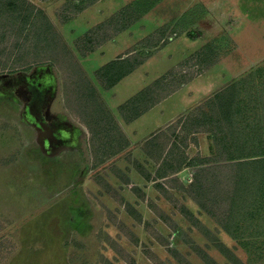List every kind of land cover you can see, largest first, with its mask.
<instances>
[{"label":"rangeland","instance_id":"374dc122","mask_svg":"<svg viewBox=\"0 0 264 264\" xmlns=\"http://www.w3.org/2000/svg\"><path fill=\"white\" fill-rule=\"evenodd\" d=\"M28 1L43 14L31 18L22 0H0V264H64L63 259L67 264H100L101 255L111 264H156L148 262L152 258L145 254L144 232L138 230L132 238L136 226L132 231L120 224L109 240L103 237L106 231L90 233L82 222L79 230L70 228L77 205L86 201L89 206L84 199L93 192L100 198L80 179L107 174L111 165L99 166L96 173V163L119 150L126 137L123 127L128 122L144 125L146 113L166 98L165 106L186 110L185 129L212 133L214 140L216 120L219 130L235 129L239 135L243 127L237 123L236 105L242 111L253 104L256 88L264 82V0ZM125 8L133 10L137 21L93 50L96 39L89 41L90 33ZM44 14L59 34L57 45L64 42L80 68L50 59L55 33ZM18 18L26 25L17 27ZM17 29L21 37L12 34ZM127 54L135 56L119 64L120 70L142 61L106 88L107 72L98 75V70ZM200 101L199 110L190 109ZM193 115L196 126L190 124ZM78 131L79 148L86 147L89 160L80 168V156H71L70 165L63 150L77 145ZM74 194L78 203L70 204ZM97 215L90 220L101 221ZM244 220L240 227L246 228L248 239L230 246L244 263L264 264L263 240L253 237L261 225ZM157 232L164 236L171 230ZM140 239L145 248L133 241ZM47 247L49 255L44 254ZM166 250L156 248L155 254L164 255L163 264H175Z\"/></svg>","mask_w":264,"mask_h":264},{"label":"crops","instance_id":"0c3cea01","mask_svg":"<svg viewBox=\"0 0 264 264\" xmlns=\"http://www.w3.org/2000/svg\"><path fill=\"white\" fill-rule=\"evenodd\" d=\"M98 84L102 86L100 81ZM103 89L104 92L106 88ZM167 102L169 99L166 98L147 112L146 116L149 117L141 127L137 122H128L123 127L125 142L117 152L104 156L99 164L96 163V173L99 166L111 165L107 174L101 173L100 177L96 179L93 177L92 180L81 177L80 185L93 186L100 198L97 199L96 192H93V197L87 193L88 196L84 200H88L89 206L86 201H82L77 205L75 212L70 211L71 215L73 211L70 228L79 230L78 223L82 222L81 228L91 230L90 233L96 229L106 231V236L103 237L109 240L111 231L119 230L120 224L128 225L124 226L132 231L136 226L132 238L135 234L141 233L139 231L144 232L143 236H146L145 242L148 244L145 254L152 258L148 262L163 264L164 255L157 256L155 250L167 247V257L169 259L171 256L175 257L173 260L175 264H230L216 246L217 239L229 248L230 244L236 241L188 194L194 180L193 164L199 158V153L201 158L214 155L212 133L199 132L198 129L192 128L188 130V127L185 129L183 112L186 110H174L172 106H165ZM202 102L194 103L190 109L198 107L199 110ZM21 116L23 117L22 114ZM114 118L115 122L116 117ZM195 119L193 115L190 124L196 126ZM133 124H138V127H132ZM76 134L77 145H64L63 150L68 152L65 155L70 165L71 159L74 158L71 156H80L78 158L80 168L88 166L89 160H86V147L79 148L81 142L78 140L82 135L79 131ZM48 135L50 138L54 137ZM71 181L69 178V183ZM77 197L76 194L70 197V204L75 201L78 203L75 199ZM61 206L59 203L55 207L58 208V214ZM96 215L102 218L101 221L96 220L97 224L91 221ZM122 216L125 217L123 221ZM159 229L171 230V233L163 236L157 232ZM128 237L132 240L129 234ZM140 240L133 241L143 246L142 239ZM59 250L64 253L65 246ZM45 253L47 255L52 253L51 248L47 247ZM104 256L101 255L104 260L100 264H111ZM63 263L67 264L64 259Z\"/></svg>","mask_w":264,"mask_h":264},{"label":"trees","instance_id":"16d2710c","mask_svg":"<svg viewBox=\"0 0 264 264\" xmlns=\"http://www.w3.org/2000/svg\"><path fill=\"white\" fill-rule=\"evenodd\" d=\"M22 2L32 11L31 18L34 14H43L41 9L30 4L28 0H22ZM93 3L94 1L90 0V4ZM130 8H125L122 12L104 21L90 33L88 40L96 39L92 47L93 50L115 38L137 21L138 17H132L133 10L131 11ZM35 9L38 11L35 12ZM44 20L48 28L55 33V53L50 59L70 61L74 68H80L66 44L62 42L60 46L57 45L56 42H60L56 39L59 38V34L52 28V24L45 14ZM19 21L21 22V18H18L17 27L20 28L23 22L26 25L25 19H22V23ZM18 32L20 30L12 34L15 33L14 35L21 37L22 32L20 34ZM156 44L158 42L154 43L153 47H156ZM134 56L127 54L125 58L119 57L98 70V75L107 72L104 76L107 81L105 84L103 83L106 88L114 86L142 61H138L129 69L120 70L119 64L128 63ZM58 66L60 65L58 64ZM60 68L63 71L66 70L62 66ZM101 80L102 78H100ZM256 89L257 95L253 104L247 103L242 111L241 107L236 105L239 110L237 123L243 127V130H239L242 131L239 135L236 134L235 129H232L231 133L222 129L220 131L217 121L214 120L215 154L208 158H201L199 154V158L193 164L194 180L188 192L233 240L239 242L248 239L245 236L246 228L240 227V223L242 224L244 219H247L256 227L261 225L256 229L253 237L256 240L262 239L263 243L261 244H264V228H262L264 226V82ZM252 113L253 115L249 117ZM216 246L230 264H249L244 263L237 256L235 250L225 246L218 239Z\"/></svg>","mask_w":264,"mask_h":264}]
</instances>
